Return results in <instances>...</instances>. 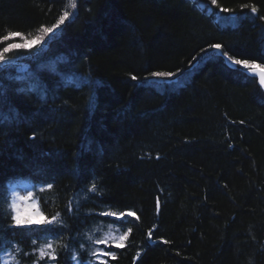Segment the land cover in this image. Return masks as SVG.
I'll use <instances>...</instances> for the list:
<instances>
[{
  "label": "trees",
  "instance_id": "16d2710c",
  "mask_svg": "<svg viewBox=\"0 0 264 264\" xmlns=\"http://www.w3.org/2000/svg\"><path fill=\"white\" fill-rule=\"evenodd\" d=\"M217 2L76 0L40 55L8 53L28 65L0 66L3 111L14 110L0 123V184L53 183L35 195L67 227L7 235L0 255L12 241L20 264H33L34 249L54 240L67 245L54 264H77L74 253L96 264L93 251L114 253L99 257L108 264H264V89L209 47L264 64V0ZM68 9L0 0V51L8 33L35 35ZM17 76L34 90L18 92ZM3 195L0 233L10 225ZM128 228L124 247L102 242Z\"/></svg>",
  "mask_w": 264,
  "mask_h": 264
},
{
  "label": "snow or ice",
  "instance_id": "6c2138e0",
  "mask_svg": "<svg viewBox=\"0 0 264 264\" xmlns=\"http://www.w3.org/2000/svg\"><path fill=\"white\" fill-rule=\"evenodd\" d=\"M69 6L75 10L77 8L76 0H68ZM212 5H216L219 7L217 0H211ZM222 12H229L228 8H220ZM257 9L255 6L251 7V13L255 14ZM72 14H75L74 12ZM70 13L65 10L63 15L59 17L56 24L52 27H42V31L44 33H53L54 29H58L60 25L64 24V22L69 18ZM260 19H264V17H259ZM20 36L23 34L20 32H10L7 36L3 37V39H9L13 37ZM210 48L215 49L220 52L222 58H226L231 64L239 65L243 69H246V75L251 74L253 77L259 78V85L261 88H264V64H257L254 60L249 59H236L234 56L229 55L227 51L222 50V46L219 43L210 44ZM26 48L24 44H9L7 47L3 48L0 51V66H4L5 68L9 64V60L6 58V53H8L11 49H22ZM203 51V49H202ZM175 73L171 72H151L150 76L154 78H171ZM133 80H136V76L131 77ZM16 80L20 81L21 86L17 88V91L20 93L23 92H31L34 90V86L27 84L29 77L27 76H17ZM3 90L0 89V123H3L6 120L11 119L10 113L14 110L9 108V114H5L3 111ZM35 137L33 136V139ZM53 183L47 182L44 184L37 185L32 183L30 188L26 187L23 189H17L13 187V182L8 181L4 184H0V191H2L3 195V203L7 206L6 212L8 214V219L10 221L9 229L7 232L0 233V244L4 243V238L7 235H27L33 234L35 235L37 232H45V233H55L61 228L67 227L64 219L61 217V213L57 211L55 214L50 217L47 216L44 211H42V205L40 199H38L35 195L36 192H43L45 189L51 191L53 188ZM88 193H97V184L95 180H93L89 187L86 189ZM21 192L25 194H20ZM88 197H85L87 199ZM35 200V203L33 201ZM46 202V198H45ZM159 204V202H157ZM66 211L68 213L73 212L72 202H69ZM101 215L116 217L117 219H122L125 217V213H117V212H104ZM128 217L135 216V212L128 211L126 213ZM139 219V217H136ZM131 222V221H129ZM35 226V227H34ZM46 226V227H44ZM20 230V231H16ZM132 229L128 228L122 235L118 237H106L103 243L106 245L111 241L112 246L116 248L124 247L125 241L127 240L129 234ZM91 239V237H89ZM149 241L152 240V230L150 229L148 232ZM33 245H37V240L33 239ZM164 243H168V241H163ZM8 244L12 246L14 251H5L4 255H0V264H20L19 259L16 257L22 251L18 243H13L12 241H8ZM94 243H101V241H94ZM66 248L67 245L63 243H57L54 240H48L40 245L38 248L34 249L32 255L36 256V260L33 261V264H40L41 260H46L48 264H54L57 260V249ZM83 247V245H81ZM25 255H28L25 253ZM91 255L96 258V264H108L107 260L99 259V257H112L115 258L114 253L111 251H93ZM139 255V254H138ZM8 257V258H6ZM72 259L77 262V264H83L82 261L79 260L78 254L74 253L72 255Z\"/></svg>",
  "mask_w": 264,
  "mask_h": 264
},
{
  "label": "rangeland",
  "instance_id": "374dc122",
  "mask_svg": "<svg viewBox=\"0 0 264 264\" xmlns=\"http://www.w3.org/2000/svg\"><path fill=\"white\" fill-rule=\"evenodd\" d=\"M68 12L70 13V16L67 20H69L70 17L73 15L72 13L74 12V10L69 6ZM59 29L60 27L58 29H54V32L51 34L44 33L41 29L37 34L32 36H28V37L17 36V37L9 38L7 39L8 42L7 44H5V47H7L9 44H24L26 45V48H22V49L26 52L25 56H23L25 59L28 57L31 58L33 55L38 56L41 54V52L45 50L48 40L52 38L53 35H55L59 31ZM14 50L17 49H11L9 52H12ZM8 53L5 54L6 58L9 60L8 66L15 65L19 68L21 66L28 65V63L25 62V60H20L10 57L8 56ZM13 187L17 189H23L26 188L27 186H13ZM20 194H25V193L21 192ZM33 203H35V200L33 201Z\"/></svg>",
  "mask_w": 264,
  "mask_h": 264
},
{
  "label": "water",
  "instance_id": "95a60500",
  "mask_svg": "<svg viewBox=\"0 0 264 264\" xmlns=\"http://www.w3.org/2000/svg\"><path fill=\"white\" fill-rule=\"evenodd\" d=\"M225 63L231 67V68H234L235 65L231 64L228 60H225ZM27 69V66H21V70H26ZM247 70H245V73H246ZM249 76L253 77L251 74H248ZM256 78V81H257V84L259 85V78L258 77H255ZM260 86V85H259ZM264 89V88H263Z\"/></svg>",
  "mask_w": 264,
  "mask_h": 264
}]
</instances>
